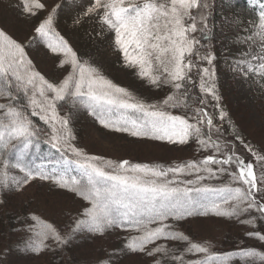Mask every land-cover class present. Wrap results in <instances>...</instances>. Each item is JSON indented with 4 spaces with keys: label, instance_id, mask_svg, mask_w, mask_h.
Returning a JSON list of instances; mask_svg holds the SVG:
<instances>
[{
    "label": "snow or ice",
    "instance_id": "snow-or-ice-1",
    "mask_svg": "<svg viewBox=\"0 0 264 264\" xmlns=\"http://www.w3.org/2000/svg\"><path fill=\"white\" fill-rule=\"evenodd\" d=\"M250 2L258 10L237 40L248 49L235 61L236 71L264 84V2ZM13 6L28 18L43 13L31 39L39 38L57 58L62 75L49 79L26 50L31 39L26 45L0 28V205L5 194L37 180L84 202L64 233L30 213L32 223L14 229L31 233L26 250L38 255L49 240L64 246L80 234L118 230L127 234L120 251L151 258L152 264H231L233 259L264 264V251L214 253L210 242H194L180 227L211 215L253 229L245 236L264 243L258 230L264 222V153L245 142L220 108L215 54L202 43L211 31L208 0H58L51 6L45 0H16ZM62 11L72 13V27L94 25L97 37L110 38L123 67L146 86L168 93L148 102L107 78L56 29ZM80 111L103 129L134 138L173 146L194 142L202 155L171 164L91 155L77 145L72 127L73 114Z\"/></svg>",
    "mask_w": 264,
    "mask_h": 264
},
{
    "label": "rangeland",
    "instance_id": "rangeland-1",
    "mask_svg": "<svg viewBox=\"0 0 264 264\" xmlns=\"http://www.w3.org/2000/svg\"><path fill=\"white\" fill-rule=\"evenodd\" d=\"M16 0H0V28L8 32L17 41L29 44L34 36L33 26L43 16L36 18L24 17L13 6ZM51 6L58 0H45ZM86 3L87 0H84ZM264 2V1H263ZM210 15L208 24L212 37L204 40L215 54L214 71L215 85L219 96V105L227 113L228 120L235 126L236 131L246 143L254 149L264 153V84L255 77L245 78L236 71L235 61L240 59V53L247 51L248 45L238 43L239 37L247 33L244 28L235 27L238 15L231 5L224 0H208ZM72 13L62 11L55 27L72 45L82 58H88L100 71L115 84L127 88L138 97L148 102L162 99L161 90L152 89L139 80L134 71L123 67L119 52L113 51L110 38H100L95 35L94 25L85 22L80 27H72ZM250 26L246 27L249 28ZM215 29V31H213ZM36 67L49 79H59L62 75L56 68V57L42 44L39 38L31 39L26 48ZM206 66V65H205ZM199 91L198 87L195 88ZM196 91V93H197ZM215 103V101H213ZM214 111L209 108V111ZM216 115H219L218 110ZM220 121L217 119L216 123ZM72 127L77 137V145L91 155L103 156L113 160H130L133 163H162L171 164L189 159H198L195 143L188 145H169L164 142L138 139L126 133H116L100 127L86 111L73 114ZM226 133H230L227 122L224 125ZM229 140L234 137L228 135ZM236 147L249 159L252 157L236 141ZM7 198L15 201L14 213L21 221L16 226L21 229L25 224L32 223L27 219L28 212L35 210L36 215L54 223L62 233L69 231L73 218L78 215L84 202L74 194L55 188L49 182L35 181L19 192L6 194ZM8 200V199H7ZM7 204V203H5ZM7 206V205H6ZM4 204L0 205V216ZM24 212V214H20ZM192 241L210 242L211 251L223 249L233 245L237 239H244L251 243L258 241L244 235L253 229L240 225L235 220L218 218L215 216L193 217L180 225ZM12 228V227H11ZM259 230V228H258ZM0 227V233H1ZM241 234L242 237H239ZM126 233L109 231L103 236L80 234L70 243L73 245L75 264H152L151 258L141 254H131L120 251L123 247V237ZM31 236L27 231L14 230L2 238L0 249L6 256L5 264H46L48 252L55 248V244L46 241L49 247L40 254L26 250V243ZM241 242V241H240ZM261 243V242H258ZM171 246V245H170ZM176 247H182L176 245ZM193 257H186L192 259ZM50 264H55L50 262ZM231 264H241L239 259H233Z\"/></svg>",
    "mask_w": 264,
    "mask_h": 264
},
{
    "label": "trees",
    "instance_id": "trees-1",
    "mask_svg": "<svg viewBox=\"0 0 264 264\" xmlns=\"http://www.w3.org/2000/svg\"><path fill=\"white\" fill-rule=\"evenodd\" d=\"M224 1L227 4L231 5L230 7H232L235 13L238 15V21H237V24L235 23V27L237 28L239 27L240 29H243V28L245 29L246 27L250 26L249 25L250 21H254L256 19V11L258 9L255 8L250 1H247V0H224ZM211 11L209 10V13ZM213 31H215V29ZM212 36H213L212 32H210L209 37L211 38ZM161 91L164 97L168 93L169 90L167 88H164V89H161ZM192 91H193V95H195L197 90L193 89ZM6 196L7 195L5 194L3 199L5 200V203L7 204L4 203L2 215L0 216V227L2 230L0 233V244H2L1 240L4 236H6L8 233L13 232L14 229L19 228V225L16 226V223L19 220L21 221V219L17 217L16 215L17 213H14V211H16L15 201H11V199L7 198ZM36 212L37 211L32 209V211L28 212V214L30 213L36 214ZM20 214H24V212H20ZM258 225H259V230L264 232V222H258ZM239 237H242L241 234ZM258 242L260 241H255L251 243L249 241H245L244 239L240 238L234 241L233 245L226 248V250L219 249L213 252L223 254V253L234 252L238 250L239 248H244V247H254L257 250L264 251V243H258ZM77 243L79 242L78 241H75L72 243L69 242L67 245H64V246L56 245L55 248L50 249V252H48L49 254L48 261L46 262V264H50L51 261L54 262L55 264H75L76 262L74 261L76 259H75L74 250L72 247L73 245H76ZM5 258L6 256L3 255V252L0 249V264H5V261H4Z\"/></svg>",
    "mask_w": 264,
    "mask_h": 264
}]
</instances>
